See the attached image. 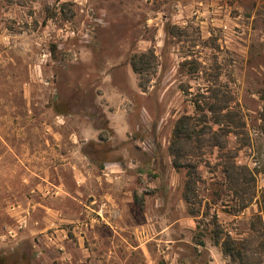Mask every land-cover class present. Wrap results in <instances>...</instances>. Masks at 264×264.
Masks as SVG:
<instances>
[{"label":"rangeland","instance_id":"374dc122","mask_svg":"<svg viewBox=\"0 0 264 264\" xmlns=\"http://www.w3.org/2000/svg\"><path fill=\"white\" fill-rule=\"evenodd\" d=\"M1 256L264 264V0H0Z\"/></svg>","mask_w":264,"mask_h":264},{"label":"trees","instance_id":"16d2710c","mask_svg":"<svg viewBox=\"0 0 264 264\" xmlns=\"http://www.w3.org/2000/svg\"><path fill=\"white\" fill-rule=\"evenodd\" d=\"M217 95L218 94L215 92L212 98L215 99L216 103L217 102L219 103V98L217 97ZM193 107H194V113L196 114V108L198 109L200 108V106L196 102V99H194ZM222 109H226V106L225 107L224 106L223 107L211 106L207 109L209 113L214 115V120H213L214 124L220 125L221 123L220 119H222V117L225 118V117L231 116L230 112H227L226 114H224V116H221L220 111ZM58 113L62 114L63 112L58 111ZM235 117H236V114H235ZM187 141L188 142L196 141V116L194 117V116L184 115L178 118V120L175 122V126L172 131L171 142L169 145L170 155L176 158L177 155H179L180 144L185 143ZM103 165L104 164H101L100 167H102ZM175 165H177V162L174 160V168H175ZM199 243L200 245H202V242H199ZM215 243L216 244L219 243L218 235L215 238ZM222 251L225 255L231 257L233 260L237 259L236 256L238 255V251H236L235 247L228 241L222 244ZM0 264H7V261L3 256L0 257Z\"/></svg>","mask_w":264,"mask_h":264}]
</instances>
